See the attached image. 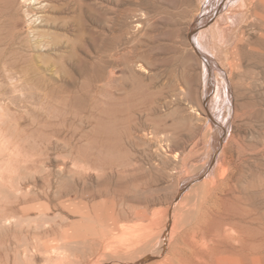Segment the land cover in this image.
<instances>
[{
    "label": "rangeland",
    "instance_id": "rangeland-1",
    "mask_svg": "<svg viewBox=\"0 0 264 264\" xmlns=\"http://www.w3.org/2000/svg\"><path fill=\"white\" fill-rule=\"evenodd\" d=\"M25 1L15 3H23L25 8H19V4L10 9L17 14H13L16 18L10 19L9 26L0 21V26L9 27L0 28V222L7 218L12 221L10 226L0 225V247L4 239H10L21 251L27 246L30 255L17 258V264H59L62 256L65 264H91L93 258L86 247L91 243L83 244L89 256L83 258L82 245L61 242L63 235L80 232L82 213L75 206V196L69 193L65 197L66 193L59 190L60 182L74 180L75 161L81 156L92 166L85 171L87 186L100 190L101 180L111 183L108 197L91 203L99 205L98 211L91 209V219L85 220L90 235L97 234L95 244L102 237L104 229L100 224L105 213L115 218L111 230L106 232L109 241L126 237L137 226L155 234L160 232L173 210L179 184L195 176L183 180L186 164H203L209 154L212 157L213 150L217 153L208 171L203 169L204 178L199 174L196 179L213 178L224 162L234 161L244 171L241 190L254 196L251 207L264 222V0H250L246 21L230 36L223 54L220 46H215L217 56L210 40L208 43L197 39L204 27H213L222 15H233L230 10L241 0H185L179 7L172 0L157 1L163 19L158 15L151 26L134 30L139 42L133 43L142 54L144 69L111 57L119 49L134 47L129 37L119 42L112 54L107 50L113 32L116 35L121 28V20L134 26L130 17L143 1L49 0L52 7L45 11L49 16L38 15H45L44 21L47 17L48 22L44 23L34 14L40 13V5L33 2V6H28ZM193 18L197 24H204L192 35L204 58L196 56L188 46L186 30L180 35L176 30L186 29L188 20ZM211 65L216 66L214 72ZM206 66L213 79H209ZM9 76L13 80L9 81ZM218 84H223V88ZM226 98L231 102L227 114L231 123L223 146L214 149L207 137L212 120L206 117L205 108L218 120L226 110ZM199 106H204L205 113ZM231 136L238 138L243 149L235 145L228 149ZM113 164L124 165L126 173L121 177L112 172ZM63 167H67V172H61ZM198 184L199 181L195 186ZM28 191L36 194L28 195ZM104 201L107 206L102 205ZM134 210L143 219L137 220ZM6 232L11 237L4 238ZM37 249L46 255L38 254ZM3 253L0 249V263L6 264Z\"/></svg>",
    "mask_w": 264,
    "mask_h": 264
},
{
    "label": "bare ground",
    "instance_id": "bare-ground-1",
    "mask_svg": "<svg viewBox=\"0 0 264 264\" xmlns=\"http://www.w3.org/2000/svg\"><path fill=\"white\" fill-rule=\"evenodd\" d=\"M17 1L18 0H0V21L2 20V23L5 21L9 26L8 22L12 21L10 19L15 20L16 16H13L14 13L12 14L10 12V9L13 6L17 5V4H15ZM157 1H159V0H152V2H149L147 0L144 2V0H141L142 4L140 6V9L137 10V13L135 15H133V17H130V19L133 18L132 22H130V23L134 26L131 27L130 25H126V23H128L129 21L128 22L126 21V23H125V21H122V20H121L122 22L120 21L119 24H120L121 28L119 29V32H117L116 35L113 32V34H112L113 37L111 36L113 41H111L110 44L108 45L107 50H108V52H110L109 54H112L114 51H116L118 49L117 46H118L119 42L124 41L126 37L127 38L129 37L128 38L130 40L129 43L132 44L133 41H137V39L135 40V35H136V34L134 35L135 31L140 30V28H144V27H147L149 25L151 26L154 19L158 15L160 16V12L158 11V7H156ZM33 2L37 6L39 4L40 5L39 8L41 9L40 13H34L35 11H33V13L35 14L36 17L39 14L41 15V13L45 14L46 13L45 11L49 10V8L51 6V4L49 3V0H26L25 1V3H28V6H33V5H31ZM184 2H185V0H172V4L174 6H177V7L183 5ZM25 3H24V5H26ZM19 4L17 6H19ZM52 4H54V2ZM249 4H250V0H241L232 10H230V13H232L233 15H230V16L222 15L216 21V23L213 27H211L209 29H205V27H204V29L200 33V36L198 37L197 41L200 38L204 42H208V40H210V45L215 50V55L217 56V54L219 53L215 49V46H220V48H221L220 53L223 54L224 48L226 47L227 42H230L229 41L230 36L234 33V31L236 30V28L238 27L239 24L246 21L247 15H248ZM123 5H124V3H123ZM22 6H23V3H22V5L20 4L19 8ZM188 6H190V5H188ZM56 8H57V6H56ZM32 9H30V10H32ZM58 9H60V8H58ZM180 9H181V7H180ZM211 9H212V7H211ZM27 11H29V10H27ZM58 11L61 12V9ZM29 12L32 13L31 11H29ZM54 13H55V11H54ZM16 14H14V15H16ZM44 16L45 15H42L40 17L38 16L37 20H40V19L43 20ZM46 16H49V15L46 13ZM125 16L126 15H122V18L124 17L123 18L124 20L127 19V18H125ZM179 16H181V15H179ZM17 17H19V15ZM46 19H47V17L45 18V21H46ZM45 21L43 20L42 22L44 23ZM46 22H48V21H46ZM170 22L172 23V21H170ZM2 23L0 22V24H2ZM135 23H136V25H135ZM202 23H203V21H202ZM202 23L197 24V19L193 18L191 20H188L186 29H180L177 27L176 30L178 31V35L182 34L181 33L182 30H183V32H184V30H186L185 34H186L187 39H188V46L190 47L191 50H193V52L196 53V56L204 58L202 56L203 55L202 52L200 54V52L198 51V49L196 47V43L192 41V35H194L193 33L194 32L196 33L197 31H199L204 26V24H202ZM2 25L0 26V28L3 27ZM172 26H173V24H172ZM5 28L6 29L8 28V30H9V27H5ZM11 29L13 30V29H15V27L11 28ZM3 30H5V29H3ZM8 30H7V32L9 33ZM132 30L133 31L135 30V31L133 32ZM141 30H143V32L146 31V29L145 30L141 29ZM0 31H2V30H0ZM139 33H141V32H139ZM145 33L142 36H145ZM84 34H86V33H84ZM10 35H12V34H10ZM10 37H12V39H13L15 36L12 35ZM136 37H137V35H136ZM194 39H195V36H194ZM138 42L139 41H137V44H138ZM137 44H134L135 48L134 47H130V48L126 47L125 48L126 50L125 49L123 51L121 50L122 52L119 49L118 53L115 54L114 56L111 55V57L115 58V60L117 62H123V63H128V64L131 63V64H134V66H136V67L138 66L139 68L144 69L145 67H143L141 64L142 63L141 62L142 54L139 53L140 51H139V47L136 46ZM140 44L143 45L142 42ZM86 45H87V43H86ZM123 45L125 46L124 43H123ZM9 48H10V46H9ZM140 48H142V47H140ZM226 49H227V47H226ZM119 51H120V53H119ZM22 54H23V52H22ZM108 56H107V58H108ZM113 62H115V61H113ZM213 65H216V64L213 62ZM208 66H210V65H208ZM216 66L211 65L210 69L212 70V72H214L213 69H215ZM213 67H215V68H213ZM206 68H207L206 69L207 73L209 75V79H213V77L210 75V72H211V71H209L210 69L207 66H206ZM9 71H10V73H12L11 70H9ZM7 74H8V72H7ZM15 74L12 73V75H15ZM12 77L13 76H11L9 79L8 78L7 79L10 81V79ZM112 77H114V76H112ZM20 78H22V77H20ZM12 80H13V78H12ZM14 80H15V78H14ZM219 82L220 81L218 79V83ZM211 83H212V81H211ZM218 85L220 86V88L221 87L223 88L225 83H224V85L222 84L223 86L221 84H218ZM217 92L219 95V89L217 90ZM228 97H229V95H228ZM182 98H183V96H182ZM228 99L226 98L227 106L225 108L226 109L225 112L220 113L223 115L222 118L220 117L221 115L219 116V118H221V120H219V118L217 117L218 120L221 122H218V120L209 111L210 110L209 108H207V107L205 108V112H206L205 113L204 110L202 109L204 106L203 107L199 106L201 108V110H203V113L207 114L206 117H208L210 120H212L211 121L212 127L210 128V131L207 134V137L209 138L210 145L214 149L219 147V146H223L224 139L227 135V127H229V125L231 123L230 117L227 115L228 112L230 113V110H231V106H230L231 102H229ZM201 127H202V125H201ZM204 128L206 129V127H204ZM201 130L203 131V128ZM205 132H204V134H205ZM204 134H202V135L200 134V136H203ZM194 135L196 136V133ZM207 137L204 139L207 140L208 139ZM237 139H236V137L231 136V138L229 140L230 145L227 143L229 145L228 149L233 147L234 145L238 146L239 149H243V147L239 145V143H238L239 141H237ZM199 141H202V140H199ZM203 141H205V140H203ZM204 143L205 142H203V144ZM208 144H206V145H208ZM225 145H226V143H225ZM207 150L209 151V148ZM225 150L226 149H224V151ZM244 150H241V154L244 152ZM230 151L233 152V149ZM193 152L194 151L192 150L191 153H193ZM216 153H217L216 150H213L212 151V157H214V155L216 156ZM223 153H225V152H223ZM197 154H199V153L197 152ZM203 154H205V153H203ZM241 154L239 153V156ZM202 157L204 158V156H202ZM212 157H211V154H209L206 162H204L203 164H192V165L186 164L185 171L187 172V175L184 174L183 180L185 181L186 177H189L192 175L193 176L195 175V176L194 177L192 176L193 178L191 180L187 179L190 181L179 184V193L176 196V200L174 199L175 202L173 204V210L170 212L168 219L166 220L167 222L165 225H163L164 228L160 232L158 231V233L155 234L151 229L145 228L144 226L143 227L137 226V227H133L132 232L129 233L126 237L125 236L113 237L112 240L109 241V238H105L106 232L111 230V227H112L113 223L115 222V218L110 213H107V214L105 213L102 216L103 219H101V220H103V222L100 224L104 230L101 232L102 237H101V240H99L97 244L94 243L97 234L95 236L90 235L89 231L86 229L87 224L85 223V220L89 221L91 219V217L89 216V212L91 209H94L96 212L98 211L97 208L99 205L98 206L97 205L91 206V203L95 202L99 198H103L106 196L108 197L109 189L107 187L110 186L111 183L109 182V180H107V179L104 180V178H103L104 181L101 180L100 183L97 182L100 186L102 185V189L99 188L100 190H96L94 188L95 190H92L89 186H87L86 182L84 183L85 171H86V169H91L92 166L89 163H87L86 162L87 160L84 159L82 156L79 159L76 158L77 160L75 161V163H76L77 169L74 172V180L72 182H69V181L63 179L64 181L60 182L61 183V190H59V191L61 193L65 192L66 193L65 197L66 196L68 197L69 193L74 194L75 199H76L75 200V206L82 213V222L79 224L80 225V232H76L72 236H69V235H66V236L63 235L62 236V238H61V242H63L62 244L71 245V244L77 243L78 246L82 245V249H83V244H84V246H86L85 244L91 243L90 246H86L87 249L90 250L89 251L90 259L91 258L95 259L94 261L92 259L91 264H264V222H263L262 216L261 215L259 216V214L255 213L254 209H252V207H251L252 206L251 201L254 198V196L253 195H246L247 193L245 194L244 193L245 191L241 190L242 188L240 186L242 185V180L244 179L243 169L240 168L239 166H237L234 161H232V160L226 161L225 160L226 162H224L220 166L219 172L216 171L218 174L215 171H213V173L217 174V176H215L213 178L211 177L210 179L205 178V180H202V181L199 178H198L199 180L196 179V177L199 174L202 175L201 176L202 179L204 178L205 172L203 171V169L205 168V171L207 170V167L210 164ZM205 158H206V155H205ZM205 158H204V160H205ZM192 163H194V162H192ZM196 163H197V161H196ZM111 167H112L111 168L112 172L118 173L121 177L124 173H126L125 172L126 168L122 164H113ZM66 168L63 167L61 169L62 170L61 172L64 173L66 171ZM209 172H211V171H209ZM207 175H209V174H207ZM211 176H213V175H211ZM245 176H247V173ZM107 177H108V175H107ZM197 181H199L200 184L195 186ZM193 183H195V184L193 185ZM120 184L122 185V181L120 182ZM118 185H119V183H118ZM118 185H117V187L119 188L121 185L120 186H118ZM255 187H256V185H255ZM247 188H249V187H247ZM247 188L245 190H247ZM259 188L260 187H258V189ZM112 189H114V188H112ZM256 189H257V187H256ZM32 190H34V189H32ZM259 191H260V189H259ZM256 192L258 193V191H256ZM28 193H29L28 195L36 194L34 191H28ZM262 193H264V191ZM256 197H258V196H256ZM102 205L107 206V202L104 201ZM253 207H254V205H253ZM259 207H261V205ZM131 212L133 213V208L131 209ZM134 212H135V210H134ZM135 213H136L135 215H136L137 220L143 219V215H141L139 213V211H138V213L137 212H135ZM120 214H122V213H120ZM46 216H47L46 213L42 215L43 218L47 219L48 217H46ZM128 218H129V216H128ZM120 219H121V217H120ZM49 220H50V218H48V221ZM50 222H51V220H50ZM11 223H12L11 219L7 218V219L2 220L0 222V225L5 224V225L10 226ZM45 223H47V220ZM13 225H15V224H13ZM46 225H49V223ZM3 230H5V229H3ZM9 231L11 232V230H9ZM46 234H48V232ZM9 237H11L10 233L6 232V235L4 238H9ZM37 237H38V235H37ZM3 241H4L3 242L4 245L2 244L3 246L0 247V249L2 251H4V253L6 255V261L4 259L6 264H17L15 262L17 260V258L20 259V257H22V255L25 257H28L30 255L29 253L31 252V250L27 246H24L23 251H21L20 249H18V247L14 246V243L10 239H4ZM38 250L39 249H37L38 254H40V255L43 254V252L41 250L40 251H38ZM34 251H36V250H34ZM37 252L35 253V255L37 254ZM87 252L88 251L86 250V253ZM12 253H14L13 256H12ZM86 253H85L84 249L80 251V254L82 255L83 258H85V256L87 255ZM44 254L46 255V253H44ZM63 255H65V254H63ZM2 257L0 259H2ZM62 257L60 258V260L62 262L60 261L59 264H65V263H63ZM74 257H75V255H74ZM87 257H89V256L87 255ZM49 258H50V255L48 257V260H49ZM0 262H1V260H0ZM2 262H3V260H2ZM82 263H83V261H82ZM69 264H73V263L71 262ZM84 264H87V263L85 262Z\"/></svg>",
    "mask_w": 264,
    "mask_h": 264
}]
</instances>
